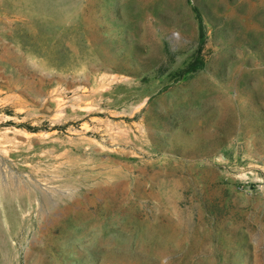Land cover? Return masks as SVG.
Instances as JSON below:
<instances>
[{
  "label": "rangeland",
  "instance_id": "1",
  "mask_svg": "<svg viewBox=\"0 0 264 264\" xmlns=\"http://www.w3.org/2000/svg\"><path fill=\"white\" fill-rule=\"evenodd\" d=\"M0 264H264V0H0Z\"/></svg>",
  "mask_w": 264,
  "mask_h": 264
},
{
  "label": "trees",
  "instance_id": "2",
  "mask_svg": "<svg viewBox=\"0 0 264 264\" xmlns=\"http://www.w3.org/2000/svg\"><path fill=\"white\" fill-rule=\"evenodd\" d=\"M199 20H200V22L202 24V20H201L200 17H199ZM200 28H201V36L204 37V26L201 25ZM194 65H195L194 63L190 64L189 67H188V69H186V71L187 70H190V68H192L190 71H187V72H196L200 67H194Z\"/></svg>",
  "mask_w": 264,
  "mask_h": 264
}]
</instances>
